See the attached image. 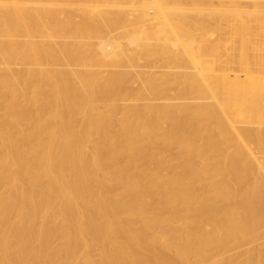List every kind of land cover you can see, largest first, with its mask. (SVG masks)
<instances>
[{
	"label": "bare ground",
	"instance_id": "bare-ground-1",
	"mask_svg": "<svg viewBox=\"0 0 264 264\" xmlns=\"http://www.w3.org/2000/svg\"><path fill=\"white\" fill-rule=\"evenodd\" d=\"M219 1L0 0V264H264L222 257L264 228V0Z\"/></svg>",
	"mask_w": 264,
	"mask_h": 264
},
{
	"label": "rangeland",
	"instance_id": "rangeland-1",
	"mask_svg": "<svg viewBox=\"0 0 264 264\" xmlns=\"http://www.w3.org/2000/svg\"><path fill=\"white\" fill-rule=\"evenodd\" d=\"M198 2L203 6V8L205 9V10H210V9H214V10H218V9H220V8H223V7H229V3H227V2H221V1H219V0H198ZM246 2V5L247 6H251V5H253V3H254V1L253 0H248V1H245ZM142 62V61H141ZM232 66H234L235 68H236V66L235 65H232ZM231 67V66H230ZM234 67H232V68H234ZM234 68V69H235ZM134 81V80H133ZM131 82H132V79H131ZM166 155H168V153L166 154ZM264 155V154H263ZM263 155H262V157H263ZM260 156V155H259ZM261 157V156H260ZM263 231H264V228L263 229H261V230H259V233L257 234V237H255L254 239H252V240H255L256 239V241H258L257 243H256V241H250V243L248 244V246H246V247H243V248H239V249H234V250H231V251H229V252H224L223 254H222V257H224V258H226L228 255H233L234 253L236 254L237 252H238V254H240V253H242L243 251H244V249H255V247H256V245L259 243V245H260V243H263V241H264V235H263ZM259 234H260V238H259ZM262 234V235H261ZM262 237V238H261ZM260 239V240H259ZM263 239V240H262ZM260 246H257L256 248H259ZM243 250V251H242Z\"/></svg>",
	"mask_w": 264,
	"mask_h": 264
}]
</instances>
